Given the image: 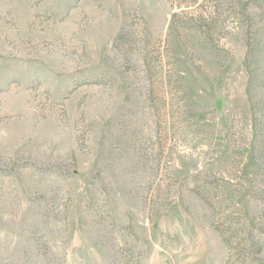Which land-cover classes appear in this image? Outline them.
I'll list each match as a JSON object with an SVG mask.
<instances>
[{
	"label": "rangeland",
	"instance_id": "374dc122",
	"mask_svg": "<svg viewBox=\"0 0 264 264\" xmlns=\"http://www.w3.org/2000/svg\"><path fill=\"white\" fill-rule=\"evenodd\" d=\"M0 264H264V0H0Z\"/></svg>",
	"mask_w": 264,
	"mask_h": 264
}]
</instances>
